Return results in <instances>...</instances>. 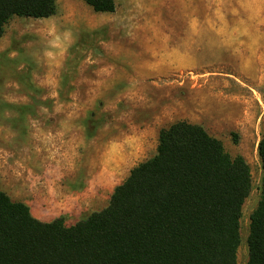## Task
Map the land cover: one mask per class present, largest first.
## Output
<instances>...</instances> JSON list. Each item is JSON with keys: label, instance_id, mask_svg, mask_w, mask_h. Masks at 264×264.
<instances>
[{"label": "rangeland", "instance_id": "rangeland-1", "mask_svg": "<svg viewBox=\"0 0 264 264\" xmlns=\"http://www.w3.org/2000/svg\"><path fill=\"white\" fill-rule=\"evenodd\" d=\"M12 17L0 39V189L66 225L104 208L186 119L249 165L237 264L260 195L264 0H115L112 12L55 0Z\"/></svg>", "mask_w": 264, "mask_h": 264}, {"label": "trees", "instance_id": "trees-1", "mask_svg": "<svg viewBox=\"0 0 264 264\" xmlns=\"http://www.w3.org/2000/svg\"><path fill=\"white\" fill-rule=\"evenodd\" d=\"M112 12L115 0H84ZM55 0H0V38L14 17L55 14ZM260 195L249 215L246 264H264V131ZM248 163L202 125L179 119L155 153L117 184L107 205L73 224L42 221L0 189V264H237Z\"/></svg>", "mask_w": 264, "mask_h": 264}, {"label": "crops", "instance_id": "crops-1", "mask_svg": "<svg viewBox=\"0 0 264 264\" xmlns=\"http://www.w3.org/2000/svg\"><path fill=\"white\" fill-rule=\"evenodd\" d=\"M1 38H2V37H1ZM1 38H0V39H1Z\"/></svg>", "mask_w": 264, "mask_h": 264}]
</instances>
